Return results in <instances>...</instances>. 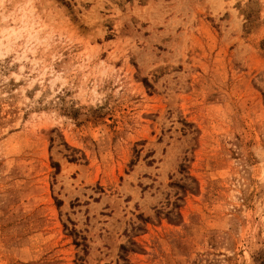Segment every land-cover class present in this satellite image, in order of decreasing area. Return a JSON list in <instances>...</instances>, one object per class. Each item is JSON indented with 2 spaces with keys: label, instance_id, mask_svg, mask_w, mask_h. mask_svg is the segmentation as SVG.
<instances>
[{
  "label": "rangeland",
  "instance_id": "374dc122",
  "mask_svg": "<svg viewBox=\"0 0 264 264\" xmlns=\"http://www.w3.org/2000/svg\"><path fill=\"white\" fill-rule=\"evenodd\" d=\"M0 264H264V0H0Z\"/></svg>",
  "mask_w": 264,
  "mask_h": 264
}]
</instances>
